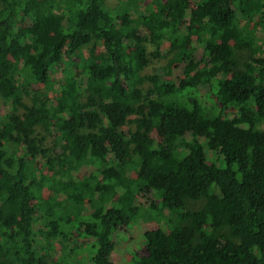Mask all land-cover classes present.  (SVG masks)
<instances>
[{
	"label": "trees",
	"instance_id": "1",
	"mask_svg": "<svg viewBox=\"0 0 264 264\" xmlns=\"http://www.w3.org/2000/svg\"><path fill=\"white\" fill-rule=\"evenodd\" d=\"M257 16L264 26V0H0V91L10 101L0 115V264H48L74 236L93 239L95 253L70 262L69 250L61 264H116L115 237L140 218L136 196L150 193L169 231H144L137 264H264ZM194 35L200 57L187 46ZM95 42L104 51L84 56ZM169 55L180 57L178 82L146 73ZM40 126L54 131L53 148ZM85 166L94 171L75 178ZM87 201L94 211L77 223Z\"/></svg>",
	"mask_w": 264,
	"mask_h": 264
},
{
	"label": "rangeland",
	"instance_id": "2",
	"mask_svg": "<svg viewBox=\"0 0 264 264\" xmlns=\"http://www.w3.org/2000/svg\"><path fill=\"white\" fill-rule=\"evenodd\" d=\"M108 4L112 7L115 6V4L118 3V0H107ZM255 26V35H256V54L255 56H264V26H262V21L259 16H257ZM184 26L187 24V20H183L182 22ZM196 36L191 37V41L188 43V47L195 46L196 47V56L200 57L202 49L198 47V45L195 42ZM195 42V43H194ZM148 51L153 54L157 50V47L151 43L147 44ZM170 48V43H165L162 45L161 52L165 54L167 50ZM104 46L100 43H92L91 45L85 47L83 55L88 57V53L90 52H102L104 51ZM238 58L240 62H246L249 61L250 56L252 55L251 51L248 49L237 51ZM180 57L177 55H169V57H165L162 59H152L151 63L146 69V73L153 75V74H159L162 76H165L167 79L174 80L176 82L179 81L180 73H181V65L179 63ZM89 63V61H88ZM80 75L84 73V71L79 70ZM62 76V70L59 69L56 71V73L53 75V78L56 81H61ZM25 81V79H22ZM8 89L1 88L0 94H1V101H0V115L2 117L6 116L8 114L9 110V99H8ZM52 99H55V92H51ZM204 100L212 107L216 108L218 111L219 108H221V105L218 104V100L216 97H214L211 94H207L204 92ZM24 104L28 107L30 105L29 99L25 98ZM234 114V111L232 110H226L224 111L225 116H232ZM126 131V128L124 129ZM40 137L44 136L46 146L49 148H53L56 143L55 133L53 130L47 131L42 126L39 127L37 132ZM157 136V134H155ZM207 156L209 158L210 163L216 162L218 165H223V157L222 155L217 154L216 152L208 151ZM33 166V170L37 172L39 176L43 173L45 176H49V172L47 169L42 168L38 164L31 163ZM94 171V168L85 166L81 171L75 172L74 177L75 178H82L89 176ZM43 195L46 199L50 197L55 196V192L45 186L43 188ZM115 199L119 200V195H116L114 197ZM136 200L142 203V211L141 214H139L140 218L137 221L132 222L129 226L124 227L118 231L117 236L115 237L117 240V249L114 254L115 262L116 264H137L138 258L141 256V254L144 253V250L142 248L143 245V238H144V231L145 230H153L157 228H162L165 231H169V226L167 225V222L165 221V217L158 216L156 214H153L155 212L152 211L153 205L152 202H155L156 204L159 203V198L154 194L150 193L145 196H136ZM87 204V211L82 214H78L76 217L73 218L74 221L80 222L79 220H84V218H87L89 214H91L94 211V206L90 201L86 202ZM190 208H199L202 206V201L200 202H189L188 203ZM152 208V209H151ZM167 216V214H164ZM76 223V224H77ZM93 239H88L84 237L74 236L68 243V249L73 250V253H70L68 255V260L70 262H75L79 260H85L86 262H89L90 257H92L95 253V249H93ZM69 250H63V248L60 247V243L56 244V247L53 251H51L50 255L48 256V264H61V259L63 256L66 255V251ZM89 257V259H88ZM69 263V262H68ZM70 264V263H69Z\"/></svg>",
	"mask_w": 264,
	"mask_h": 264
}]
</instances>
